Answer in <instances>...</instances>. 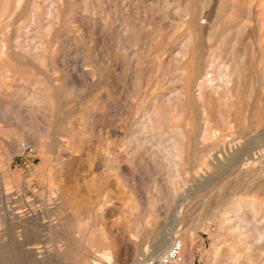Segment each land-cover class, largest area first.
<instances>
[{"label":"rangeland","instance_id":"rangeland-1","mask_svg":"<svg viewBox=\"0 0 264 264\" xmlns=\"http://www.w3.org/2000/svg\"><path fill=\"white\" fill-rule=\"evenodd\" d=\"M0 42V264H82L98 250L85 236L105 238L111 258L101 264H138L160 234L188 232L193 264H213L235 238L220 223L232 203L258 200L264 220V139L251 145L254 171L231 162L250 130L264 131V0H0ZM227 71L229 88L219 82ZM206 73L221 87L200 101ZM45 91L51 110L30 119L28 99ZM179 93L206 110L208 136L186 141L180 196L159 202L150 236L134 235L126 221L145 214L151 230L150 199L169 178L140 171L129 143L154 102L168 129L188 133L172 109Z\"/></svg>","mask_w":264,"mask_h":264},{"label":"bare ground","instance_id":"bare-ground-1","mask_svg":"<svg viewBox=\"0 0 264 264\" xmlns=\"http://www.w3.org/2000/svg\"><path fill=\"white\" fill-rule=\"evenodd\" d=\"M87 7L85 6V8H87ZM83 11H85V10H83ZM201 18H202V16H201ZM201 18H199V19H201ZM88 19H86V20H88ZM91 19H89V20H91ZM92 25H94V24H92ZM90 29H91V27L89 28V30ZM101 29H102V27H101ZM89 30H87V31H89ZM126 31L127 32L130 31L129 26L127 27ZM191 41H192V38H191V36H189L188 43H191ZM201 42H202V40H201ZM6 46H8V45H6ZM36 58L38 60L40 59L39 56H37ZM201 59H202V57H201ZM208 74L209 73H206L205 77L209 76ZM205 77H203L202 80L200 79L201 81L197 83L198 88L196 89V91L198 92L197 95H198V98L200 101H204L203 100L204 96L207 94L208 91H214L215 89L217 90L218 88L221 87L220 85L216 86L210 77H206V78ZM230 78H231V75L227 71V72L222 73L220 75L219 82L225 88H229L231 85ZM185 98H186V96L184 93H179L176 96L173 95L172 100H174V102H173L174 104H173L172 109H173L174 114L177 117V120L181 121L182 123L185 122L187 124L188 129H190L188 133L185 130H183L181 127H174V129H172V130L168 129V127H169L168 122L164 123V121H163V115L166 113V111H163V109L160 106H158V103L154 102V103L150 104V107L145 111L142 119L136 124L135 129H137V130L134 131L133 138H131V140H130L129 146L135 145V149L133 150V152H129V155H133V154L136 155L137 154L135 158H131V159L128 158V160L130 162H132V163L137 162V166H138V169L140 171L143 170V167L141 166L142 163L145 165L144 167H146V170H148L150 172L156 173L159 171H165V173H167L168 178H169V183L166 185V191L163 188H160V187L158 188V186H157L156 188H157L159 194H157V196H155V197H151V199H150L152 206L150 208H148V212H150V215H151V219L149 220V222L151 224V228H150L151 230H147L149 228L147 225L144 224L145 214L141 215L138 218H130L128 221H126V224H128V226L133 227L132 232L134 233V235H142V234L145 235L146 234L147 236H150L154 232L155 228L158 226L159 222L162 220L163 215H164L163 210L160 208V206L158 207L159 202H161L162 200H165L168 196L174 197V196L179 194V192H178L179 191V184L181 183V181H183V179L181 177L182 176L181 171H182V169H184L183 165L185 164V162L187 160V150H186L187 145L185 144L186 141L189 140L192 142V140H194V139H197V138L198 139L199 138L204 139L208 136V128L206 127L205 124L201 123L202 118L205 117L207 114L206 110L201 109L198 112L193 111L192 110L193 107L191 108V105H192L191 98H188L187 100ZM202 105H203V103H202ZM52 106H53V98L49 95L48 92L45 91L43 94H41V96H38V97L36 94H32L30 96V98L28 99V102H27V110L30 113L28 116L31 119L34 114L40 113L42 108L45 111H50ZM151 109H152V112H150ZM209 109H210V107H209ZM255 113L257 114V112H255ZM25 115H27V113ZM257 115H259V114H257ZM261 118H262V116H261ZM257 125L259 127V124H257ZM258 131H260V129ZM254 132L255 131L250 130L247 133V135H249V139L247 140L248 141L247 143L249 146L246 145L247 146L246 149L243 148V150L235 151V153L233 154V156L231 158L232 163H234L236 165H240V169L247 170L246 172L249 171L250 173L255 170V168H256L255 159H257L255 154L253 155V153H252L251 145L255 140H257L259 138L264 139V131H262V132L256 131L258 134L254 133ZM164 134H168L170 136L169 138L166 139V141H160V142L156 143V145H155L156 147L153 145L154 147L151 146V149L146 150L144 148L145 143H149L156 136L162 138V137H164L163 136ZM212 136L213 135H211V137ZM241 136H242V134H241ZM144 152H146L145 153L146 155L148 154L149 162H147L146 160L141 161V158H142L141 155ZM138 154H140V155H138ZM192 155H193V152L190 149L189 153H188L189 160H192L191 159ZM259 155L263 158L264 152L261 151L259 153ZM230 166H232V165L230 164ZM232 175H234V174H232ZM236 179L239 180L238 178H236ZM231 185H233V184H231ZM236 188L239 189V186H236ZM248 188H253V186L248 185ZM230 189H232V187H230ZM178 196H180V195H178ZM259 204L260 203L258 200L247 196L245 199H242V200H239V201L232 203V206L225 210L224 214H222L223 217L221 218V221H220V223L222 225V229L224 232L229 231V233L231 232V234L235 233V238H234L233 243H231V245H229L228 248H226L224 250H216L213 252V259H212L213 264H264V258L262 257V256H264V220L261 221V219L259 218V212H258ZM181 212L182 211H178V213L176 214L177 219H181ZM12 214H15V213L13 212ZM16 221H14V222H16ZM121 221H119V222H121ZM14 225H16V224H14ZM98 235H99V233H98ZM179 238L181 239L182 243L184 244V247L186 246L185 247V264H193V242H194L193 234H190V232L181 233V236ZM176 239H177V237L174 235L160 234L157 237V244L155 246L154 252L152 254H146L143 256H145L146 259L159 257L160 255H162L165 251H167L171 247V245L173 244V242ZM82 243L86 246L87 249H91L94 246L98 247V250L96 252H94L93 255L88 257V259L84 260L82 262V264H101V262L103 260L108 261V259L111 258V255L109 253V245L106 243L105 238H103V237L102 238L101 237L94 238L91 236L89 238L88 237L86 238V236H85V238L82 240ZM27 244L25 243L24 245H27ZM128 247H129V245H128ZM118 250H119V248H118ZM183 251H184V249H183ZM254 252H257L259 254V257H257L255 254H253ZM73 256H74V254H73ZM66 258H69V256L66 255ZM27 263H29V262H27ZM24 264H25V262H24Z\"/></svg>","mask_w":264,"mask_h":264},{"label":"built area","instance_id":"built-area-1","mask_svg":"<svg viewBox=\"0 0 264 264\" xmlns=\"http://www.w3.org/2000/svg\"><path fill=\"white\" fill-rule=\"evenodd\" d=\"M24 152L32 155L35 149L31 146L23 147ZM184 244L177 238L171 247L156 258L143 259L138 264H182L185 261Z\"/></svg>","mask_w":264,"mask_h":264}]
</instances>
